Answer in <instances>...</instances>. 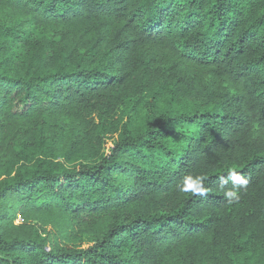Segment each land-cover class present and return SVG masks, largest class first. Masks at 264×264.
<instances>
[{
	"label": "trees",
	"instance_id": "1",
	"mask_svg": "<svg viewBox=\"0 0 264 264\" xmlns=\"http://www.w3.org/2000/svg\"><path fill=\"white\" fill-rule=\"evenodd\" d=\"M0 264H264V0H0Z\"/></svg>",
	"mask_w": 264,
	"mask_h": 264
},
{
	"label": "rangeland",
	"instance_id": "2",
	"mask_svg": "<svg viewBox=\"0 0 264 264\" xmlns=\"http://www.w3.org/2000/svg\"><path fill=\"white\" fill-rule=\"evenodd\" d=\"M111 137H112V136H110L109 138H111ZM109 140H110V139H109ZM21 220H22V219H21L20 217H18L16 223H17V224L21 223ZM54 230H55V232H57V233H61L60 230H57V229H55V228H54ZM80 245H82V247H84V248L87 247V244H80Z\"/></svg>",
	"mask_w": 264,
	"mask_h": 264
},
{
	"label": "clouds",
	"instance_id": "3",
	"mask_svg": "<svg viewBox=\"0 0 264 264\" xmlns=\"http://www.w3.org/2000/svg\"><path fill=\"white\" fill-rule=\"evenodd\" d=\"M237 177H239V176H237ZM237 177H235V179H236L237 181H239L241 178L239 177V179H237ZM228 195H233V193H228Z\"/></svg>",
	"mask_w": 264,
	"mask_h": 264
},
{
	"label": "snow or ice",
	"instance_id": "4",
	"mask_svg": "<svg viewBox=\"0 0 264 264\" xmlns=\"http://www.w3.org/2000/svg\"><path fill=\"white\" fill-rule=\"evenodd\" d=\"M237 179H239V177H237Z\"/></svg>",
	"mask_w": 264,
	"mask_h": 264
}]
</instances>
